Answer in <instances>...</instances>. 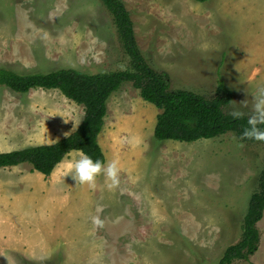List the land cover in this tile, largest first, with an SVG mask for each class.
<instances>
[{"label": "rangeland", "instance_id": "obj_1", "mask_svg": "<svg viewBox=\"0 0 264 264\" xmlns=\"http://www.w3.org/2000/svg\"><path fill=\"white\" fill-rule=\"evenodd\" d=\"M123 1L142 54L171 89L213 97L223 82L233 92L226 110L252 115L264 87V0ZM129 61L101 0H0L2 68L97 73ZM160 112L131 82L109 97L98 141L119 163L115 188L103 176L94 188L75 184L61 162L49 176L27 163L0 169V264H217L241 238L264 142L234 132L158 140ZM84 113L58 89L0 84V152L56 142ZM257 225L258 250L232 264H264V215Z\"/></svg>", "mask_w": 264, "mask_h": 264}, {"label": "trees", "instance_id": "obj_2", "mask_svg": "<svg viewBox=\"0 0 264 264\" xmlns=\"http://www.w3.org/2000/svg\"><path fill=\"white\" fill-rule=\"evenodd\" d=\"M101 1L113 17L122 47L129 56V65L126 69L97 73L60 68L21 74L0 67L1 85L19 93L37 88L58 89L69 99L83 105L85 111L77 129L56 142L0 152V169L27 163L33 170L49 176L73 150L87 154L94 161L98 159L105 162L106 156L98 137L104 126L107 101L124 82H131L144 100L161 110L154 129V136L158 140L193 142L234 132L244 141L261 142L242 137L243 130L248 127L249 115L242 114L239 118H233L231 112L226 110L233 92L223 82L219 83L213 97L187 89H171L167 75L154 69L142 54L134 22L124 1ZM263 215L264 169L258 189L249 199L241 238L225 249L217 264H232L237 259L249 261L250 256L259 248L260 230L257 224Z\"/></svg>", "mask_w": 264, "mask_h": 264}, {"label": "clouds", "instance_id": "obj_3", "mask_svg": "<svg viewBox=\"0 0 264 264\" xmlns=\"http://www.w3.org/2000/svg\"><path fill=\"white\" fill-rule=\"evenodd\" d=\"M254 103L252 105V115L248 117L247 125L242 137L264 142V87L257 89L253 96ZM233 118L241 117L242 113L238 110L231 112ZM73 121V120H72ZM62 174L71 175L76 183L87 185L89 188H94L98 176H103L106 187L109 189L115 188L119 184L120 167L116 159L106 162L93 160L83 152H77L75 155H70L62 162ZM95 223H100L94 218Z\"/></svg>", "mask_w": 264, "mask_h": 264}]
</instances>
